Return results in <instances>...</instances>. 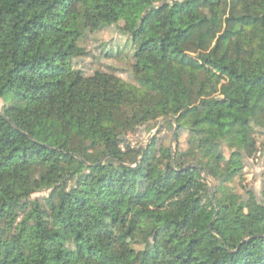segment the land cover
<instances>
[{
    "label": "trees",
    "instance_id": "1",
    "mask_svg": "<svg viewBox=\"0 0 264 264\" xmlns=\"http://www.w3.org/2000/svg\"><path fill=\"white\" fill-rule=\"evenodd\" d=\"M259 158L264 0H0V264H264Z\"/></svg>",
    "mask_w": 264,
    "mask_h": 264
},
{
    "label": "rangeland",
    "instance_id": "2",
    "mask_svg": "<svg viewBox=\"0 0 264 264\" xmlns=\"http://www.w3.org/2000/svg\"><path fill=\"white\" fill-rule=\"evenodd\" d=\"M99 37L101 40L99 41V43H103V42L107 43L111 41L113 37L119 40L121 39V37H119L118 35V32H116L115 30H109L101 34ZM97 45L98 44L93 43L90 46V50H93L94 52L98 53V51H95L96 49L94 50V48ZM77 66L82 67V69H84L86 73H92L98 68L109 70V66L111 67L114 66L117 69H119L118 74H120L122 77L126 79L128 78V75H126L125 72L120 70L121 68L124 67V62L114 60V59L113 60H107L105 58L99 59L97 57L91 56V57L86 58L85 60L80 59ZM222 79L227 80L226 78H222ZM177 93L178 91H176L174 88H171L169 92V99H172ZM254 98H255V90L253 88H251L249 85H246L245 83L241 81H237V80L233 81L231 100H241V101H246L248 103H251L253 102ZM222 99H223L222 97L218 96L213 100L209 99L208 101H206L204 104H202L199 107L200 115L215 114L220 108H222L225 105ZM159 109L162 110L163 105H159ZM171 126L172 125L168 123V127L170 128ZM151 133L143 132L142 134H140L141 135L140 139L144 140V143H145L147 137H149ZM134 137H137V135ZM184 140H185V136L182 138V141ZM245 171H246V174L244 176V182L253 184L256 188H259L261 185V181H262V176H263L262 173L264 171V158L258 159L257 165L254 167L253 170L246 168Z\"/></svg>",
    "mask_w": 264,
    "mask_h": 264
},
{
    "label": "water",
    "instance_id": "3",
    "mask_svg": "<svg viewBox=\"0 0 264 264\" xmlns=\"http://www.w3.org/2000/svg\"><path fill=\"white\" fill-rule=\"evenodd\" d=\"M167 119H168L167 117H164V118L161 119V121H160V123H159V125H158V128H157V131H156V132H158V131L161 129L163 123H164ZM171 119H173V118L171 117ZM177 129H178V125H176V127H175V129H174V131H173L172 142H174V141L176 140V138H177ZM214 185H215L214 181L211 180V190L214 188Z\"/></svg>",
    "mask_w": 264,
    "mask_h": 264
}]
</instances>
